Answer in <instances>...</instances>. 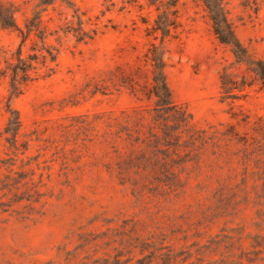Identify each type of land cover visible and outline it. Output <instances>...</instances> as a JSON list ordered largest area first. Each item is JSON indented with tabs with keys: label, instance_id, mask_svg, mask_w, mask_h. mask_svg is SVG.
<instances>
[{
	"label": "rangeland",
	"instance_id": "1",
	"mask_svg": "<svg viewBox=\"0 0 264 264\" xmlns=\"http://www.w3.org/2000/svg\"><path fill=\"white\" fill-rule=\"evenodd\" d=\"M9 1L19 5L15 20L22 27L35 1ZM224 1L240 42L264 58V0ZM74 3L83 12L85 28L95 27L96 32L90 39L76 40L74 32L60 31L59 44L48 36L57 46L56 56L9 100L21 121L17 150L3 139L9 89L8 75H0V178L9 183V189L0 187V264H91L102 256L106 264H114V258L115 264H162L160 252L169 246L178 264L185 257L186 264H264L262 181H254L258 175L248 168V181L240 183L245 163L230 156L232 150L218 158L207 150L201 174L194 171L176 191L133 193L127 181L106 171V148L97 142L107 127L106 115L148 102L126 88L94 93L79 88L115 64L132 63L149 41L157 43L160 32L148 29L159 10L149 0ZM177 7L178 25L164 39L173 98L187 105L196 127L233 124L240 133L261 136L253 127L264 121V85L246 64L236 62L229 45L218 41L202 0H177ZM70 14L57 0L46 6L41 18L53 29ZM33 40H24L22 55L31 52ZM19 42L17 30L0 27V48L6 50L0 55V69ZM224 68L237 82L244 80L232 108L230 98H221ZM82 113L95 128L88 136L97 134L90 141L81 139L82 133L76 135L75 126L68 132L57 126ZM260 157L264 160V154ZM255 189L261 196H255ZM254 242L258 244L251 246Z\"/></svg>",
	"mask_w": 264,
	"mask_h": 264
},
{
	"label": "trees",
	"instance_id": "2",
	"mask_svg": "<svg viewBox=\"0 0 264 264\" xmlns=\"http://www.w3.org/2000/svg\"><path fill=\"white\" fill-rule=\"evenodd\" d=\"M30 15L24 17L22 27L16 23L15 15L19 5L9 0H0V27L17 30L20 33V42L16 51L9 57H5V65L0 69V75H8L9 95L6 98V109L8 116L3 126V136L9 148L17 150L16 136L21 127L19 113L15 108L9 106L10 97L16 96L23 89L26 82L34 78L37 70L46 66V60L52 61L56 56L57 46L48 41V36H53L56 44L60 41V31L63 33L74 32L76 40L91 38L95 27L84 26L83 12L75 6L74 0H58L63 2L71 10L69 17L62 16V21L53 29H49L42 20V11L46 6L57 0H34ZM156 3L159 10L150 26L151 32H160L161 38L156 43L149 41L146 49L136 56L130 63L115 64L103 70L98 76L88 77L80 90L112 91L126 88L138 100L148 103L144 107L133 108L132 111L122 110L118 115H106V129L100 133L97 142L105 147L104 155L106 161L102 163L106 171L114 175L118 181L131 185L133 193H143L168 189L176 191L183 184L190 181L192 173L197 171L196 176L201 174L204 154L208 150L216 158L227 154L232 150L230 156L236 157L244 165L245 177L240 183L248 181L247 170L258 175L255 180H261V188L264 189V160L260 155L264 154V121L259 119L253 130L261 136H249L248 132L240 133L233 124L224 128H199L192 120L191 112L187 105L177 102L172 96L167 74H166V47L164 39L176 28L179 19L177 0H149ZM209 10L211 26L219 42L230 46L236 62L246 64L260 83L264 85V58L258 57L240 42L237 37L229 9L224 0H202ZM32 36L34 40L29 47L30 53L22 55L21 45L26 38ZM1 53L6 50L0 48ZM50 70V68H48ZM231 76L226 68L220 73L221 98H230V108L233 101L239 98L244 89V80ZM95 117H98L97 115ZM247 115L241 117L246 120ZM74 118V120H72ZM71 118L67 124L59 122L57 126L64 132H68L70 126H75L82 133L81 139L92 140L97 134L88 136L95 130L91 121L87 120V114L82 113ZM93 120V119H92ZM212 129V130H211ZM73 134V132H69ZM74 139V138H73ZM236 145L240 147L236 148ZM27 147L26 141L24 148ZM233 148H236L233 150ZM253 175V176H254ZM8 176V175H7ZM5 176L6 180L8 177ZM185 177V180L183 178ZM13 182H16L13 179ZM12 183V182H11ZM9 183L0 178V187L9 189ZM257 183L253 184V188ZM224 185L219 187L222 194ZM255 196L257 194L255 189ZM264 196V194H263ZM215 240V239H213ZM257 242V241H255ZM250 243L256 246L258 243ZM260 243V242H259ZM146 244V241H142ZM167 247V245H164ZM183 252V251H181ZM180 252V253H181ZM179 254V253H178ZM162 264H178L177 253L169 246L167 251L160 252ZM106 257H96L91 264H106ZM181 264H186L185 257ZM117 258L111 263H117ZM191 264V263H188Z\"/></svg>",
	"mask_w": 264,
	"mask_h": 264
}]
</instances>
